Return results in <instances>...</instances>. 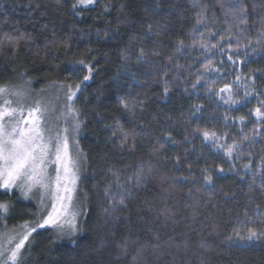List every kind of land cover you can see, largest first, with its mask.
Returning <instances> with one entry per match:
<instances>
[{
  "label": "trees",
  "instance_id": "16d2710c",
  "mask_svg": "<svg viewBox=\"0 0 264 264\" xmlns=\"http://www.w3.org/2000/svg\"><path fill=\"white\" fill-rule=\"evenodd\" d=\"M21 84L79 85L86 213L19 264H264V0H0V87Z\"/></svg>",
  "mask_w": 264,
  "mask_h": 264
},
{
  "label": "snow or ice",
  "instance_id": "6c2138e0",
  "mask_svg": "<svg viewBox=\"0 0 264 264\" xmlns=\"http://www.w3.org/2000/svg\"><path fill=\"white\" fill-rule=\"evenodd\" d=\"M85 2L90 4L94 0H78L81 4ZM240 11L243 9L241 8ZM80 63L83 64V61ZM88 71L91 73L92 69L89 68ZM89 78L85 76L84 80ZM68 87L71 89V85ZM76 87L79 88V85ZM230 89L231 85L226 84L221 91L230 92ZM7 91V88L0 87V95ZM74 95L75 92L69 91L68 99L71 100ZM11 103L9 100H4L3 104H0V188L6 190L19 188L25 198L29 197L34 189L39 191L38 199L42 206L39 211L47 213L35 224V227L27 221L21 226L24 229L23 234L8 254V260L15 264L25 242L38 228L52 226L61 232L67 230L69 233L78 230L76 226L78 213L72 209L79 179L80 152L78 151L75 156L72 155L67 128L53 132L51 128L42 126L45 110L41 108L39 102L35 107L27 110V115H24L23 108H13ZM69 111L74 110L69 108ZM256 113L262 115L259 108L256 109ZM78 127L79 123L75 125V128ZM204 136L209 138L215 136V133L205 132ZM226 152L231 155L233 146H227ZM205 179L210 180L211 177ZM8 208L9 204L0 203V210L4 213ZM246 235L247 239L251 240L257 237L258 233L249 228Z\"/></svg>",
  "mask_w": 264,
  "mask_h": 264
},
{
  "label": "rangeland",
  "instance_id": "374dc122",
  "mask_svg": "<svg viewBox=\"0 0 264 264\" xmlns=\"http://www.w3.org/2000/svg\"><path fill=\"white\" fill-rule=\"evenodd\" d=\"M96 0H94L93 3H78L80 6H90L95 3ZM70 84H59V85H50L47 86L45 89L39 90L36 92H32L30 90V87L28 84H21V85H15L7 88V92L5 94L0 95V104H3L4 100L11 101V107L13 108H23L24 109V115H27V110L29 108L35 107L37 102H39L42 109H44V115H43V127L51 128L53 132L57 130H62L64 128H67L69 130V144H70V150L73 156L76 155V153L80 152V169H79V179L76 184V191L74 193V208L73 211H76L78 215L76 216V226L77 231L75 233H69L67 230L64 232H61L59 229L53 228L52 226H45V228L51 229L57 236L59 240H73L79 233L82 231L83 221L85 218L86 213V201H85V195L82 194L80 190V179L81 175L85 172L86 169V162H85V156L83 151L80 148V145L78 143V135H79V127L75 128V125L79 123V120L77 118V114L72 106V100L74 99V96L71 100L68 99L69 91L77 93L78 89L76 86L71 85V89H69ZM13 93H20V95H13ZM69 108L73 109V112L69 111ZM80 124V123H79ZM75 129V130H74ZM2 192H17L21 199L25 201H31L34 204H36L37 211L35 213V216L33 219L28 220L29 224L32 227H35V224L37 222H40L42 220V216L46 215L47 213H41L39 209L42 207L40 205L38 197L40 196V192L37 190H33L32 193L29 194V197L25 198L19 188H13V189H2ZM0 203H7L9 202H0ZM10 208V204H9ZM9 208L6 213H4L2 210H0V253L3 255H0V264H13L11 260H8V254L10 252V249L15 247V244L19 242V238L22 236L24 229L21 227L23 223L17 225V226H9L7 225V215L9 213ZM82 228V229H81ZM43 229V228H38ZM36 230V231H37ZM35 231V232H36ZM33 232L31 236L29 237L28 241L25 242L24 247L20 250V253L18 255L17 261L15 264H19L21 261L23 251L26 248V246L31 242L32 235L35 233ZM256 243L257 240L253 237L251 240L247 239V236L245 237V240L242 241V243Z\"/></svg>",
  "mask_w": 264,
  "mask_h": 264
}]
</instances>
